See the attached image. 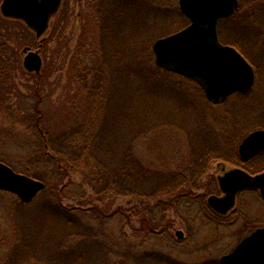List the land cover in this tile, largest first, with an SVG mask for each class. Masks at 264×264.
Returning a JSON list of instances; mask_svg holds the SVG:
<instances>
[{"label": "rangeland", "instance_id": "obj_1", "mask_svg": "<svg viewBox=\"0 0 264 264\" xmlns=\"http://www.w3.org/2000/svg\"><path fill=\"white\" fill-rule=\"evenodd\" d=\"M91 1L63 0L59 13L40 38L23 23L31 38L25 47L40 48L43 66L39 74L29 72L23 65L25 47L17 51L22 70L16 73L7 109L0 112V158H8L21 170L30 165L35 178H41L46 187L28 202L0 189V264H11L19 258L22 264H51V260L57 264H142L134 256L140 250L152 255L162 253L180 264H220L222 255L264 226V198L258 190L244 189L236 207L225 216L205 205L202 196L193 205L182 199L166 213L171 223L169 232L150 236L134 210L142 206L139 199L113 195L98 199L86 175L67 173L60 181L61 174L49 163L27 160L41 143L33 132V122L24 117L37 113L39 108L44 127L56 133L66 130L69 135L76 127L94 133L102 125L108 141L105 144L109 149L114 146L119 159L125 147H130L142 165L159 173L185 169L189 159L197 158L198 150L206 157L205 146L214 142L215 135L205 133L213 129L222 136L218 137L222 139L220 145L217 143L221 146L218 154L228 161L236 160L252 174L260 173L264 171V151L241 164L239 145L253 131L264 129V0H239L235 13L219 23L222 42L238 47L256 70V80L248 93H234L221 104L209 101L197 83L155 63L153 44L157 36L171 34L188 22L175 13L165 20L160 17L168 7L180 10V0H151L161 10L137 7L136 19L133 10L126 16L113 15L102 30L103 39H99L95 17L85 12ZM4 18L0 11V23L9 25L12 20L6 18L4 22ZM15 25H10L14 38L7 43L13 49L15 37H20V26ZM96 62V67L90 69ZM0 89H4L3 82ZM105 144L99 142L102 147ZM220 161L224 160L209 162L202 175L204 185L196 189L195 193L206 194V203L213 192L221 194L217 180L222 173ZM128 163H135V159ZM55 188L60 192L58 197L53 194ZM138 188L150 190L149 184ZM44 200L61 202L74 218L83 220L85 230L98 232L107 254L101 251V245L100 251L82 252L74 233L84 227L77 230L74 224H65L72 235H66L63 243L65 248H72V258L68 263L51 259L55 243H50L48 237L39 239L41 229L32 226L37 217L52 228L63 224V220L59 223L39 212L44 209ZM22 224L27 232L23 243ZM177 230L183 231V238L177 236ZM18 244L22 246L16 253ZM119 248L129 249L131 257L127 261L112 254Z\"/></svg>", "mask_w": 264, "mask_h": 264}, {"label": "trees", "instance_id": "obj_2", "mask_svg": "<svg viewBox=\"0 0 264 264\" xmlns=\"http://www.w3.org/2000/svg\"><path fill=\"white\" fill-rule=\"evenodd\" d=\"M146 1L92 0L89 3L88 8L85 6L87 8L85 12L89 13L91 17H95V22L100 32L99 39H103L105 35L102 33V30L112 21V19L114 18L113 15L126 16L133 10L135 11L133 13V16L136 19L138 17V14L136 13L137 11L135 8L137 7L140 9L142 7H152V9H154L155 11L161 10V7L156 8L153 6V1ZM116 3H119V5L116 8H113ZM176 10V8L169 9L168 7V9L163 14L164 16L160 17H164L163 20H165V18L169 17V14L171 15L175 13L176 15L178 14V16L180 17L179 19H182V21L185 20L184 23L188 21L187 24H189L188 18L184 14H182L180 10H177L176 13ZM6 18L7 17L4 18V22L6 21ZM7 19L12 20L10 21L11 23H9V25L7 23H0V82H3L4 88L0 89L1 113L7 109L6 103L8 101V95L13 88L12 85L13 81L15 82L16 73L22 70V61L20 58H18L17 51H19L20 48L23 49L26 46V42L28 41V39H31L29 37V29L24 26L21 20L12 18ZM187 24H185V26ZM10 25L20 26V37L19 35L15 37V42H17L15 45V47L17 48H15L16 51L7 44L8 40L14 38L10 33ZM96 65L97 62L90 69H94ZM84 69L88 70V68L86 67ZM92 72L93 75H95V70H92ZM176 75L183 79H187L186 77H183L181 75ZM98 115L99 113H97V116ZM24 118L30 119L33 122V132L41 143L40 147L35 148V150L29 154L27 160L33 161L35 159H39L40 161L49 163V165L53 166L61 174L60 181H62L64 177L68 176L67 173L78 172L86 175L98 199H100L99 196L104 198L110 197L112 195L131 196L133 198L139 199L142 203V206H138L137 209L134 210H136V214H139L140 221L142 222L143 226H147L146 230H148L150 236L154 234H157L155 236H163L164 234L169 232L171 223L167 219L166 213L169 208H175L176 203H180L182 199H185V201L192 203L193 205L194 203H196V199L202 196V198H204L203 200L205 205L209 206L205 201L206 194H197L195 193L196 189L204 185L202 175L210 161L216 160L218 158H222L226 162L228 161L227 157L225 158L224 156L222 157L221 154H218L220 151L219 148H221V146L219 147V145L222 143V139H218V137L220 136V138H222V136L220 135V133L219 135L215 133V131L212 129V125V127L210 128L212 130L206 132L205 135H215V140L214 142L208 143L205 146L206 157H202L205 155H202L201 151L198 150V152L196 151L197 158L195 157L189 159L187 164L184 166L186 167L185 169L179 170V168L175 169L172 172L159 173L144 164L142 165L139 160L134 157V153L130 147H125L122 159H119L117 153L114 154V146L110 145L109 147L111 149H109L108 144H105V142L108 141L102 125L101 128H98L94 133H87V130H85V128L76 127L73 131H70L71 135H69V131L66 130L56 133L51 129L44 127V120L39 108L37 113H27ZM81 122L82 124L84 123V121ZM72 137H74V139ZM99 142H101L102 145L105 144V146H100ZM217 143L219 145H217ZM132 158L135 159V163H128V161ZM0 161L6 162L17 171L36 177L35 171L32 170V167L30 165H26L25 169L21 170L19 168H16L15 165L11 164L8 158H0ZM242 161L243 160L241 159L239 162H241L242 164ZM228 162L238 165L236 160H230ZM210 178H212L214 181V178L212 176ZM143 184H149L150 190H140L141 188H138V186H142ZM53 194L55 197L60 196V192H58L57 188L53 190ZM43 205L44 207L42 208L44 209L39 212L44 213L46 215L45 218L50 217L55 221L57 219L56 222L59 223L61 222L60 219H62L63 221L61 223L63 224L57 223L54 228L47 227L45 226L46 222L44 220L39 221L38 217L36 216L37 225L35 224L32 227L33 229L37 227L38 229H41L39 239L42 237H48L50 238V243H55L54 254L51 259H55V261L57 262L59 261L68 263L72 258V248H65L63 241L66 235H72V231L67 233L68 226H65V224H74L75 226H77L78 230L80 229V226L84 227L85 223L82 219H79V217L74 218L71 212H69L61 202L54 203L48 200H44ZM128 212L129 211H127V213ZM28 219L29 218H27V220ZM24 221L27 227L28 221L25 220V216ZM22 227L23 228L21 231L23 232V234L25 232V237L22 241L23 243L27 240V232L25 230L26 227H24L23 224ZM84 230L85 227L80 232L74 233V235H77L79 237L78 242H80L79 245L81 246L82 252H84L85 250L88 253H90V251L92 250L100 251V245L102 246L101 251L106 250V246L102 243L103 241H101L98 237V232L97 234H95L91 229H87L90 233H84ZM160 232H162V234H159ZM45 240L42 241V244H44ZM20 246H22V244H18L17 247H15L16 253L18 252V248ZM107 252L108 250L104 251L103 253L107 254ZM129 252V249L122 251L119 248L117 252L112 251V254L119 255L124 259V261H127L131 257V255H128ZM134 256L138 258V261L144 262L142 264H146L148 260H151V264H180L175 260H171V257L166 256L162 253L152 255V252L146 251L145 253L140 250L134 253ZM20 261L21 258L10 262L11 264H22ZM51 264L57 263L51 260Z\"/></svg>", "mask_w": 264, "mask_h": 264}, {"label": "water", "instance_id": "obj_3", "mask_svg": "<svg viewBox=\"0 0 264 264\" xmlns=\"http://www.w3.org/2000/svg\"><path fill=\"white\" fill-rule=\"evenodd\" d=\"M63 0H2L3 16L22 20L40 38L48 30L51 19L60 10ZM238 0H180L181 11L190 19L185 28L160 37L153 44L159 67L195 80L206 97L214 103L224 102L235 92H248L256 73L252 64L234 46L220 41L219 20L229 17ZM23 65L30 72L40 73L43 58L40 48L23 50ZM264 150V129L250 133L240 144L239 153L249 160ZM221 195L211 194L207 201L220 214H227L236 204L243 189H257L264 198V171L252 174L239 167L222 166L218 176ZM46 187L43 180L15 171L0 161V189L13 192L22 201H30ZM179 238L183 231L177 230ZM220 264H264V226L245 236Z\"/></svg>", "mask_w": 264, "mask_h": 264}, {"label": "flooded vegetation", "instance_id": "obj_4", "mask_svg": "<svg viewBox=\"0 0 264 264\" xmlns=\"http://www.w3.org/2000/svg\"><path fill=\"white\" fill-rule=\"evenodd\" d=\"M264 34V33H263ZM241 51V50H240ZM242 52V51H241ZM242 54L244 55V53L242 52ZM246 57V56H245ZM247 58V57H246ZM247 60H248V58H247ZM253 67H254V65H253ZM254 69H255V67H254ZM255 73H256V70H255ZM262 152V151H261ZM260 152V153H261ZM255 157V156H254ZM253 157V158H254ZM253 158H251V159H249V160H252ZM242 159V158H241ZM249 160H246V161H249ZM219 163H221L219 166L221 167L220 168V171L222 170V166L224 165V163H226L227 165H229V166H233V167H239V168H243V167H241V166H239V165H235V164H232V163H230V162H226V161H220ZM244 169V168H243ZM251 172V171H250ZM220 174H222V173H220ZM212 194H216V193H212ZM237 204V203H236ZM236 207V206H235Z\"/></svg>", "mask_w": 264, "mask_h": 264}]
</instances>
